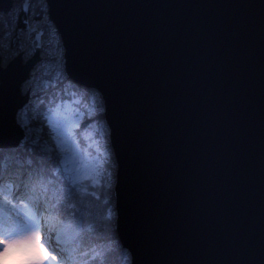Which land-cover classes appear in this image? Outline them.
Segmentation results:
<instances>
[{"label":"water","instance_id":"water-1","mask_svg":"<svg viewBox=\"0 0 264 264\" xmlns=\"http://www.w3.org/2000/svg\"><path fill=\"white\" fill-rule=\"evenodd\" d=\"M261 2L53 0L57 5L128 6L103 10L121 24L120 38L113 46L116 56L109 54L117 115L124 120L136 109V127L123 129L127 150L122 153L117 148L120 186L115 199L124 212L117 236L120 243L134 245L146 213L143 204L151 201L152 214L163 216L167 226L159 246L149 242L145 247L144 259L152 264H212L227 259L231 230L242 213L247 221L242 227L254 226L259 234L264 206V39L258 31L233 30L251 10L208 6ZM13 5L14 0H0V14H8ZM46 5L64 48L69 49L71 69L81 35L70 23V13L79 10ZM159 5L169 7H149ZM89 31L102 28L95 25ZM23 52L9 62L6 84L15 86L30 77L42 59L40 49L28 60ZM96 58L91 47L86 49L85 61L95 63ZM82 67L88 71L87 63ZM129 71L136 74L131 80ZM108 104L111 109V98ZM237 117L239 135L233 133ZM145 120L148 131L143 128ZM184 238L190 243L181 250ZM212 242L216 247L209 250Z\"/></svg>","mask_w":264,"mask_h":264},{"label":"snow or ice","instance_id":"snow-or-ice-1","mask_svg":"<svg viewBox=\"0 0 264 264\" xmlns=\"http://www.w3.org/2000/svg\"><path fill=\"white\" fill-rule=\"evenodd\" d=\"M31 2L23 0V27H20L19 14L15 16V23L8 18L6 27L0 31V49L11 50L15 40L17 55L26 51L20 35L25 32L28 37L34 34L36 49L42 47L43 33L32 27L35 14L27 15ZM45 3L51 8L79 10L70 13V23L79 29L80 51L72 59L69 69V49L61 45L55 82L46 83L43 88L33 76L17 81L15 86L6 84L11 66L0 56V240L37 237L38 250L28 257L27 264H109L107 245L110 238L103 234L102 228L107 225L118 234L124 218V212L113 196L120 186L117 148L122 153L127 150L123 129L136 127V109L124 120L117 115L112 98L109 54L113 59L116 56L113 46L120 38L121 24L118 17L104 15L103 10L128 6L57 5L53 0H45ZM208 7L251 10L250 14L245 11V19L233 30L238 34L241 29L247 33L258 31L264 39V2ZM95 25H100L102 31H89ZM89 47L96 54L95 63L84 59ZM85 63L88 71L82 67ZM127 75L131 80L136 74L129 71ZM178 106L181 105L178 103ZM261 111L264 113V99ZM143 128L145 131L150 128L147 120L143 122ZM233 133H240L239 117L233 120ZM261 141L264 143V124ZM261 160L264 166V153ZM143 207L146 213L134 245L121 242L129 264H141V261L152 264L144 259L145 247L149 242L159 246L160 235L167 228L163 216L152 214L155 209L151 201H146ZM129 218L128 210L127 229ZM245 223L242 213L241 221L231 230L233 235L227 259L212 264H264V206L258 235L254 226L245 230L242 227ZM158 226L160 233H157ZM189 243L184 238L180 249ZM4 247L0 244V251ZM215 247V242L207 245L209 250ZM0 264H3L2 260ZM154 264L166 262L155 261ZM192 264L202 262L193 261Z\"/></svg>","mask_w":264,"mask_h":264},{"label":"rangeland","instance_id":"rangeland-1","mask_svg":"<svg viewBox=\"0 0 264 264\" xmlns=\"http://www.w3.org/2000/svg\"><path fill=\"white\" fill-rule=\"evenodd\" d=\"M23 7V0H14V5L12 10L8 14H0V31L6 27V22L9 17L12 18L13 23H15L16 14H20ZM31 15L39 16L38 20L32 24V27L36 28L38 32H42V47L40 48L41 60L33 69L31 76L36 78V83L40 85L41 88L46 83L55 82V76L59 70L58 58L61 52L62 39L57 33L56 28L48 17V7L45 3V0H35L31 3ZM23 40L21 45L26 49L24 54V59H30L35 53V42L34 34L33 37H28V34H20ZM24 43V44H23ZM31 44V45H30ZM30 45V46H29ZM13 46V45H12ZM0 55L3 57L5 63H9L14 57L18 56L17 53H12V49L3 48L0 49ZM43 95V93L41 94ZM115 198V193H114ZM8 260L11 257L7 258Z\"/></svg>","mask_w":264,"mask_h":264},{"label":"clouds","instance_id":"clouds-1","mask_svg":"<svg viewBox=\"0 0 264 264\" xmlns=\"http://www.w3.org/2000/svg\"><path fill=\"white\" fill-rule=\"evenodd\" d=\"M37 237H24L15 240H0V244L5 245L0 251V260L3 264H27L28 257L38 250ZM11 256L10 260L6 257Z\"/></svg>","mask_w":264,"mask_h":264},{"label":"trees","instance_id":"trees-1","mask_svg":"<svg viewBox=\"0 0 264 264\" xmlns=\"http://www.w3.org/2000/svg\"><path fill=\"white\" fill-rule=\"evenodd\" d=\"M35 0H32L31 3H33ZM37 1V0H36ZM29 17H31V11L29 10V13L27 14ZM20 19H21V24L20 27H23L22 21L25 18V13L23 11L20 12L19 14ZM39 16H35V20H38ZM23 40V38L21 39V41ZM24 44V43H23ZM17 45L15 40L13 41V46H12V53H17L16 49ZM114 196V193H113ZM103 234L106 237H109V242H108V249L110 252V256H109V264H129L128 259H127V255L126 252L124 251V249L121 247V243L118 239L117 233H113L111 231V228L107 225H104L102 228Z\"/></svg>","mask_w":264,"mask_h":264}]
</instances>
